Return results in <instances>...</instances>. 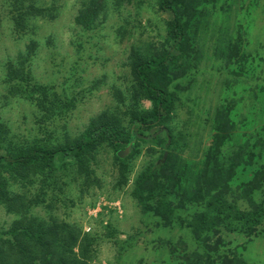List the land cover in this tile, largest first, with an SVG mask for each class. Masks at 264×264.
I'll list each match as a JSON object with an SVG mask.
<instances>
[{
    "label": "rangeland",
    "instance_id": "rangeland-1",
    "mask_svg": "<svg viewBox=\"0 0 264 264\" xmlns=\"http://www.w3.org/2000/svg\"><path fill=\"white\" fill-rule=\"evenodd\" d=\"M20 1L45 13L18 32L9 2L2 4L0 153L74 140L102 112L127 129L132 110L151 109L134 96L129 57L132 50L154 56L167 45L172 15L158 0H108L86 29L74 19L88 0ZM191 7V51L170 76L173 162L156 178L172 188L175 216L183 219L201 211L199 191L204 196L209 187L244 210L250 201L264 204V0H193ZM133 151L124 167L105 141L84 170L71 160L25 178L0 171L28 215L54 218L91 239L88 264H264V220L251 234L219 227L198 239L143 211L135 181L163 147L137 141ZM19 217L0 203V234Z\"/></svg>",
    "mask_w": 264,
    "mask_h": 264
},
{
    "label": "trees",
    "instance_id": "trees-1",
    "mask_svg": "<svg viewBox=\"0 0 264 264\" xmlns=\"http://www.w3.org/2000/svg\"><path fill=\"white\" fill-rule=\"evenodd\" d=\"M7 1L13 13L14 29L18 32H22L27 20L45 13L33 2L25 4L20 0H0V12L3 2ZM106 1L88 0L76 15L75 24L85 29L91 27L103 12ZM192 4L193 0H158L159 9L172 15L166 23V46L169 45V48L165 46L154 56H143L136 50L130 54V70L136 86L134 96L149 101L150 110H132L127 129L116 115L102 112L91 119L85 132L74 140L51 146L34 144L6 150L0 153V170H9L18 178H25L35 169L44 171L54 168L58 162L71 160L84 170L88 155L105 141L124 167L125 161L134 153L137 141L158 143L162 145L163 151L157 161L140 173L135 181L133 196L143 211L151 212L167 223L175 221L198 239L219 227L228 231L240 228L251 234L264 220V204L250 201L251 208L244 210L215 193L216 187H209L204 196L199 191L197 202L202 206L201 211L192 214L189 219H183L175 216L171 202L172 188L169 189L163 181H156L161 172L171 169L170 164L173 162L174 135L167 122L175 109L176 96L170 87V76L176 69L175 64L182 62L191 51L188 31L191 17L186 11L190 10ZM34 46L32 43L29 50ZM29 54H32V50ZM8 67V75L11 79L16 78V75H12L15 74L14 65L9 64ZM18 202H21L20 205ZM0 203L6 204L9 212L20 215L5 233L0 234V264L89 263L91 239L79 229L54 218L45 220L28 215L23 198L10 196L7 180L1 171Z\"/></svg>",
    "mask_w": 264,
    "mask_h": 264
},
{
    "label": "water",
    "instance_id": "water-1",
    "mask_svg": "<svg viewBox=\"0 0 264 264\" xmlns=\"http://www.w3.org/2000/svg\"><path fill=\"white\" fill-rule=\"evenodd\" d=\"M119 155L121 156L122 154H121V153H119Z\"/></svg>",
    "mask_w": 264,
    "mask_h": 264
}]
</instances>
